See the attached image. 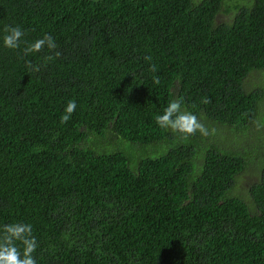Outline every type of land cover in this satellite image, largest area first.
I'll return each instance as SVG.
<instances>
[{"label": "trees", "instance_id": "1", "mask_svg": "<svg viewBox=\"0 0 264 264\" xmlns=\"http://www.w3.org/2000/svg\"><path fill=\"white\" fill-rule=\"evenodd\" d=\"M45 34L61 55H24ZM175 98L209 136L156 124ZM15 222L36 264H264V0H0V226Z\"/></svg>", "mask_w": 264, "mask_h": 264}, {"label": "clouds", "instance_id": "2", "mask_svg": "<svg viewBox=\"0 0 264 264\" xmlns=\"http://www.w3.org/2000/svg\"><path fill=\"white\" fill-rule=\"evenodd\" d=\"M3 44L9 49H18L25 35V31L20 26H5L3 29ZM47 47L55 50L57 45L52 36L45 34L42 38L27 44L24 49V55L38 53ZM61 53L54 51V55H48L46 60L51 61L59 57ZM145 61H151V56H145ZM27 67L34 72H39V65L33 66L29 61ZM150 71L155 73L157 67L155 64L150 65ZM155 84L160 83L158 76L153 77ZM207 102V101H206ZM77 105L74 100H70L65 108V114L61 116V122L66 123L74 113ZM156 124L163 129H171L185 136L195 135L199 132L202 136H209V128L193 114L182 108V102L179 98L171 100L164 108L163 114L155 117ZM214 131V129L212 130ZM38 247L37 240L32 234V225L23 222H15L0 226V264H36L33 253Z\"/></svg>", "mask_w": 264, "mask_h": 264}, {"label": "rangeland", "instance_id": "3", "mask_svg": "<svg viewBox=\"0 0 264 264\" xmlns=\"http://www.w3.org/2000/svg\"><path fill=\"white\" fill-rule=\"evenodd\" d=\"M221 19L225 20V17H221ZM218 136H224V134L223 133H219V132H214V137L213 138L217 139ZM126 148H127V146H126Z\"/></svg>", "mask_w": 264, "mask_h": 264}]
</instances>
